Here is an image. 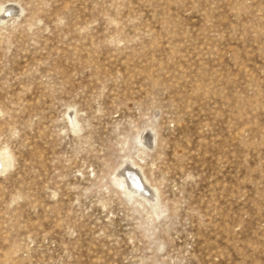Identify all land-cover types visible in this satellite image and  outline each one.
<instances>
[{
	"label": "rangeland",
	"instance_id": "1",
	"mask_svg": "<svg viewBox=\"0 0 264 264\" xmlns=\"http://www.w3.org/2000/svg\"><path fill=\"white\" fill-rule=\"evenodd\" d=\"M6 6L0 264H264V0Z\"/></svg>",
	"mask_w": 264,
	"mask_h": 264
},
{
	"label": "bare ground",
	"instance_id": "2",
	"mask_svg": "<svg viewBox=\"0 0 264 264\" xmlns=\"http://www.w3.org/2000/svg\"><path fill=\"white\" fill-rule=\"evenodd\" d=\"M9 7L11 6H6L2 8V10H0V13L1 12H5V14L6 12H9L10 14L13 13L15 8L11 9ZM6 163H5L4 157L0 154V170H4L6 168ZM124 177H125L124 178L125 180L121 179L120 177L116 178L115 180H116L117 185H119L122 188H126L127 195H129L130 197H135V196H140L141 198L145 197V194L142 191V189H145V188L133 170H128L126 176ZM127 189H130V190L127 191Z\"/></svg>",
	"mask_w": 264,
	"mask_h": 264
}]
</instances>
